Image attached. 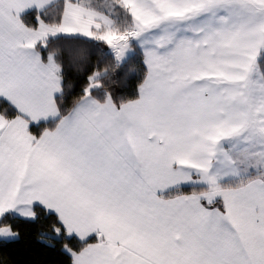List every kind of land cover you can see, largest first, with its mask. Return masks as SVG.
Segmentation results:
<instances>
[{"label":"snow or ice","instance_id":"1","mask_svg":"<svg viewBox=\"0 0 264 264\" xmlns=\"http://www.w3.org/2000/svg\"><path fill=\"white\" fill-rule=\"evenodd\" d=\"M38 221L64 264H264V0H0V247Z\"/></svg>","mask_w":264,"mask_h":264},{"label":"trees","instance_id":"2","mask_svg":"<svg viewBox=\"0 0 264 264\" xmlns=\"http://www.w3.org/2000/svg\"><path fill=\"white\" fill-rule=\"evenodd\" d=\"M43 221L24 223L20 226L18 242L0 247V262L3 264H64L59 244L50 247L38 241V232Z\"/></svg>","mask_w":264,"mask_h":264}]
</instances>
